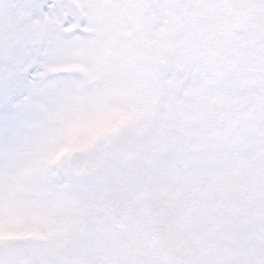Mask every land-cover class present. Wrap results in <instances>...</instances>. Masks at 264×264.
Listing matches in <instances>:
<instances>
[{
  "label": "snow or ice",
  "instance_id": "1",
  "mask_svg": "<svg viewBox=\"0 0 264 264\" xmlns=\"http://www.w3.org/2000/svg\"><path fill=\"white\" fill-rule=\"evenodd\" d=\"M0 264H264V0H0Z\"/></svg>",
  "mask_w": 264,
  "mask_h": 264
}]
</instances>
